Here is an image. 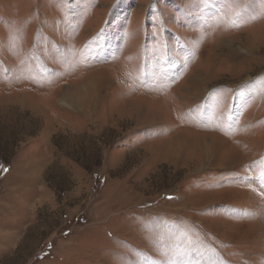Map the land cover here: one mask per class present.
Segmentation results:
<instances>
[{
    "label": "rangeland",
    "instance_id": "obj_1",
    "mask_svg": "<svg viewBox=\"0 0 264 264\" xmlns=\"http://www.w3.org/2000/svg\"><path fill=\"white\" fill-rule=\"evenodd\" d=\"M0 264H264V0H0Z\"/></svg>",
    "mask_w": 264,
    "mask_h": 264
}]
</instances>
